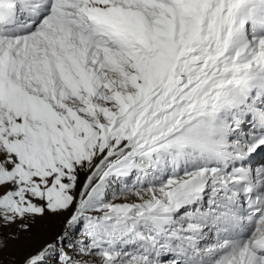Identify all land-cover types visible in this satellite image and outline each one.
<instances>
[{"label":"snow or ice","instance_id":"1","mask_svg":"<svg viewBox=\"0 0 264 264\" xmlns=\"http://www.w3.org/2000/svg\"><path fill=\"white\" fill-rule=\"evenodd\" d=\"M261 153L264 0H0V264H264Z\"/></svg>","mask_w":264,"mask_h":264},{"label":"rangeland","instance_id":"2","mask_svg":"<svg viewBox=\"0 0 264 264\" xmlns=\"http://www.w3.org/2000/svg\"><path fill=\"white\" fill-rule=\"evenodd\" d=\"M50 223H51L52 232L59 230V228L61 227L60 218L52 217L50 218ZM47 238H51V234H49ZM13 255H14V258L18 261L23 255V252L21 250H15ZM5 259L6 260L12 259V257L9 256L7 250L5 252Z\"/></svg>","mask_w":264,"mask_h":264},{"label":"bare ground","instance_id":"3","mask_svg":"<svg viewBox=\"0 0 264 264\" xmlns=\"http://www.w3.org/2000/svg\"><path fill=\"white\" fill-rule=\"evenodd\" d=\"M261 154H262V153H261ZM260 158H261L260 155H258V156L256 157L257 160H260Z\"/></svg>","mask_w":264,"mask_h":264}]
</instances>
